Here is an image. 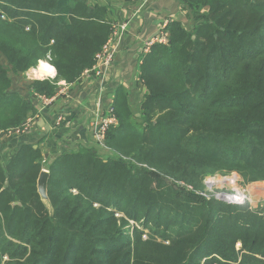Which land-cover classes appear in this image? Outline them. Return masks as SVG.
<instances>
[{
    "label": "trees",
    "instance_id": "obj_1",
    "mask_svg": "<svg viewBox=\"0 0 264 264\" xmlns=\"http://www.w3.org/2000/svg\"><path fill=\"white\" fill-rule=\"evenodd\" d=\"M180 1L199 16L190 29L170 21L167 43L140 58L136 112L116 90L104 156L86 147L49 162L44 136L0 162V264H264V209L198 192L207 175L264 182V0ZM111 31L107 7L86 0H0V132L37 115L9 73L47 61L54 79L29 90L52 98Z\"/></svg>",
    "mask_w": 264,
    "mask_h": 264
},
{
    "label": "crops",
    "instance_id": "obj_2",
    "mask_svg": "<svg viewBox=\"0 0 264 264\" xmlns=\"http://www.w3.org/2000/svg\"><path fill=\"white\" fill-rule=\"evenodd\" d=\"M88 4L106 6L108 18L115 26L125 25L121 40L113 55V64L101 78H89L66 84L59 82L50 104H42L31 96L29 84L36 80L54 79L56 73L32 77L29 69L21 75L12 74L11 89L28 99L36 108L30 130L21 134L0 133V162H5L21 145H39L45 159L52 162L66 152L76 153L80 148H98L93 126L95 115L105 114L113 105L114 94L124 88L128 101L134 108L143 101V87L139 81V62L148 40L154 36L162 20H177L186 27L187 17L181 10L180 0H86ZM60 117V121L57 118ZM40 120L50 127L46 132Z\"/></svg>",
    "mask_w": 264,
    "mask_h": 264
},
{
    "label": "built area",
    "instance_id": "obj_3",
    "mask_svg": "<svg viewBox=\"0 0 264 264\" xmlns=\"http://www.w3.org/2000/svg\"><path fill=\"white\" fill-rule=\"evenodd\" d=\"M168 23H169V20L165 19V20H162L158 24L154 36H152L146 43L143 54H146L149 51L150 47L155 43H159L163 45L167 43L168 36H167L166 29H167ZM124 30H125V25L115 26L112 24L111 34L109 38L107 39L106 43L103 45L101 51L98 54H96L94 58V64L91 66V68L85 69L81 73L79 80H86L89 78H101L105 75L108 68H110L113 64V55H114L117 44L121 40V35L124 32ZM140 63L141 61L139 62V65ZM41 64L45 66H51L49 65L47 61H39L38 66L40 67ZM37 69L38 68H36V70ZM32 72L35 73L34 70H32ZM37 99L44 105L50 104L52 101V98H45L43 96H37ZM33 121H34L33 119H28L23 124L22 130L21 131L15 130L16 132L14 133L19 134V133H24L25 131L30 130L31 125L33 124ZM57 121H60V117L57 118ZM115 122H116L115 117L112 114V106L106 109L105 114L97 113L95 115V123L93 126V131H94L95 141L99 148L106 149V147L104 146L105 134L109 126L115 124ZM12 131L14 130H10L7 133L14 134L12 133ZM42 171L48 172L46 169H42ZM209 180H207V183H209L208 182ZM236 181H237V178L235 179V182ZM228 196H230L233 199V201L225 200V203L227 204L242 205L245 203L244 202L245 195L240 197L237 191H235L234 195H228ZM215 197L216 198L218 197L219 200H222V198H224V196H221V195H217ZM222 202H224V200H222Z\"/></svg>",
    "mask_w": 264,
    "mask_h": 264
},
{
    "label": "rangeland",
    "instance_id": "obj_4",
    "mask_svg": "<svg viewBox=\"0 0 264 264\" xmlns=\"http://www.w3.org/2000/svg\"><path fill=\"white\" fill-rule=\"evenodd\" d=\"M181 5H182V3H181ZM181 10L185 12V15L187 17V21L185 22L186 28L190 29V27H192V25L194 24L193 20L199 16V12L197 10H193L192 8L190 10V9H186L184 7H181ZM170 21H172V20H169V22ZM0 62H1V64H3L4 67H6L5 61L1 57H0ZM9 77L12 79L11 73H9ZM140 105L136 106L134 108L132 106L131 107L136 112L138 110V108L140 107ZM30 119H32V118H30ZM115 121H116V119H115ZM116 123H117V121L115 122V124H113L111 126L116 125ZM22 126L19 128H16V129H12V130H14V131H12V133L16 132L15 130L21 131ZM111 126H109V128ZM109 128L107 129L106 134H107ZM1 133H4L6 135L9 134L5 131L1 132ZM19 134H21V133H19ZM106 134H105V138H106ZM98 149L100 151V155L104 156L107 152L106 149H102L99 147H98ZM44 158H45V156H44ZM2 163H4V162H2ZM236 178H237V181L235 182ZM207 180H209L208 181L209 183H207ZM177 184L179 186L185 188L188 191L193 190L192 186L191 187L187 186L184 182H177ZM203 186H204L203 191H198V192H200V195L206 197L207 199L213 198L214 200H217V201L224 200V202H225V200L226 201H230V200L233 201V199L228 195H234L235 191H237V192L243 191L244 192L243 195H245V201H244L245 203L242 205H239V206L247 205L249 207V209H254V210H257L260 208L264 209V192L261 193V191L264 190V182L243 184L241 177L238 174L231 172L230 174H225L223 176L219 175V174H214V175H210V176L207 175L203 179ZM217 195L224 196V198H222V200H219L218 197L217 198L215 197ZM145 238L146 237L143 236V239H145ZM239 247H240V244H237L236 248L239 249Z\"/></svg>",
    "mask_w": 264,
    "mask_h": 264
},
{
    "label": "water",
    "instance_id": "obj_5",
    "mask_svg": "<svg viewBox=\"0 0 264 264\" xmlns=\"http://www.w3.org/2000/svg\"><path fill=\"white\" fill-rule=\"evenodd\" d=\"M146 90L143 88V94ZM40 127H43L46 132H49L50 127L48 125H44L43 122L40 120ZM47 179H48V172L41 171L39 177L37 179V192L40 196L41 200L47 202Z\"/></svg>",
    "mask_w": 264,
    "mask_h": 264
},
{
    "label": "bare ground",
    "instance_id": "obj_6",
    "mask_svg": "<svg viewBox=\"0 0 264 264\" xmlns=\"http://www.w3.org/2000/svg\"><path fill=\"white\" fill-rule=\"evenodd\" d=\"M51 73L53 74V69L51 67L49 68L48 66H45V65L41 64L40 67L36 70L35 73L32 72V77L33 76L37 77V76L48 75V74H51ZM263 192H264V190L261 191V193H263ZM238 194L241 197L244 194V192L243 191H238Z\"/></svg>",
    "mask_w": 264,
    "mask_h": 264
}]
</instances>
